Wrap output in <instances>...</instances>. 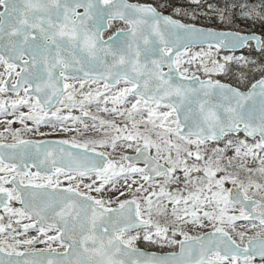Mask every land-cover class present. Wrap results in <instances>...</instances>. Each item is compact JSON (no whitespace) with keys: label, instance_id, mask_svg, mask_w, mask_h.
Masks as SVG:
<instances>
[{"label":"snow or ice","instance_id":"6c2138e0","mask_svg":"<svg viewBox=\"0 0 264 264\" xmlns=\"http://www.w3.org/2000/svg\"><path fill=\"white\" fill-rule=\"evenodd\" d=\"M191 3L199 6L200 0ZM169 7V0L155 5L130 0H0V94L15 95L0 98V112L9 115L10 106L11 115L23 125L12 130L13 120L0 121L15 141L0 143V149L19 150L0 152V209L5 214L0 215V234L9 229L15 233L11 242L0 239V253L5 254L0 264H45L36 258L45 253L51 257L46 264H254L256 257L264 264V64L234 56L209 61L211 51L192 53L189 47L199 41L218 51L254 40L264 50V39L197 28L166 14ZM241 8L245 18L264 21V13ZM174 13L188 15L178 7ZM218 16L221 22H232L224 11ZM191 18H196L194 13ZM197 60L208 79L183 67ZM233 61L240 66L238 83L253 71L260 73L247 91L211 78L231 74ZM86 85L96 88L84 91ZM93 102L97 112L122 117L123 126L89 111ZM57 104L69 115H61ZM21 107L28 111H19ZM73 109L98 121L91 130H103V138L80 142L73 137L54 147L52 142L21 138L22 130L33 131L26 121L38 131L50 117L79 122L88 131L87 123L70 115ZM61 131L82 134L78 128ZM240 132L246 139L234 135ZM118 142L134 149L135 156L121 155L117 161L107 151H96L97 146L116 151ZM65 145L84 151L73 153ZM141 159L143 167L137 166ZM136 174L144 183H129ZM61 177L69 181L67 187L61 186ZM84 178L90 182L83 183ZM121 179L131 199L91 195L107 185L115 189ZM137 193H146L143 203ZM209 207L211 211L204 210ZM239 220H258L259 230L248 235L258 225L238 230ZM187 224L211 231L190 235L181 227ZM30 229L38 236L17 238ZM140 239L161 246L178 244L179 252L147 254L136 247ZM37 242L48 247H31ZM53 242L63 251L53 248Z\"/></svg>","mask_w":264,"mask_h":264},{"label":"rangeland","instance_id":"374dc122","mask_svg":"<svg viewBox=\"0 0 264 264\" xmlns=\"http://www.w3.org/2000/svg\"><path fill=\"white\" fill-rule=\"evenodd\" d=\"M171 15H173V18L180 19L182 22L186 23V21L181 18L182 15H176L174 12ZM218 30H221V29H218ZM228 31H231V30H228ZM248 33H254V32H248ZM251 47H253V46H251ZM218 51H220L221 54ZM218 51H216V53L218 54L217 56H216V53H214V55H211L207 59L209 61L211 59H216V60H218L220 62H223V57L224 56H234V57H244V58H246L248 60V58L244 54H232V53L228 54V53H224L221 50H218ZM190 52L196 53V51H192V49H190ZM187 59H188V57H185V60H187ZM260 65H262V64H260ZM183 67L188 69L189 74L195 73V75H197L198 77H201L203 79H208L209 78L203 72L202 68L200 67V61L199 60H197L196 62L192 63L191 65L185 63L183 65ZM209 67H211L210 63H209ZM230 67L233 70L232 73H231L232 78L236 80L237 77L239 76V72L237 70H238V68L240 66L238 64H236L235 61H233L231 63V65H230ZM2 71H3V67L0 66V72H2ZM221 76H224V75H215L214 74L211 78L212 79H218ZM220 81L222 82V80H220ZM76 87L79 88V85L77 84ZM89 88L95 89L96 85H90V86L86 85L84 91H88ZM113 91H115V89H113ZM21 95H23V93H21ZM0 98H2V99L15 98V95L11 94V93L0 94ZM105 106L108 107V108L113 107V105L111 103H109L107 105H104L102 103L100 104V107H105ZM127 106H130V105H123V106L118 105L117 107H127ZM56 107H61L62 108L61 115H69L68 109L63 108L62 105L58 104ZM88 109L92 113L99 115L102 119H106V120L116 119L117 123L121 127L123 126V118L122 117L114 116V114H111V113L97 112L96 102H93L91 105H89ZM12 111L13 110L9 106V108H8L9 115L5 116L2 112H0V121L11 119V120L14 121L12 123V125H11V129L12 130H15L17 128L23 129V125H21L19 122H17L15 120V117L13 115H11ZM19 111L27 112L28 109L26 107H21V108H19ZM19 111L16 112V115L19 114ZM70 115L80 117L81 120H83L84 123H87L90 126L89 130L85 131L83 129V125L80 124L79 122H73L70 119L67 120V121H57L55 118H51L50 117L45 122L41 123V125L39 126L38 131L36 130V125L32 121H26L28 126L30 128H32L33 131L25 132V131L22 130L21 133H20V136H21L22 139L34 140V141L35 140H40V141L58 140V141H60V140H64V139H69L70 140L73 137H75L78 141L83 142L84 140H87V139H101V138H103V130H101L100 132H96V131L91 130V125L93 123H96L97 125H99L98 121H95V122L92 121L91 117H83L81 112L78 109H73L71 111ZM6 126H7L6 124L0 123V133H3V137H0V143H15L11 132H6L4 130ZM62 127H69V128H73V129H77L78 128V129H80V133H82V134H78L75 131H73V132H63V131H61ZM141 130L143 131V127H141ZM40 133H44V135H40ZM236 137L238 139H241V140L246 139L244 136H241V135H238ZM153 138L155 139V135L154 134H153ZM247 142L248 143H252L253 141H249L247 139ZM121 143H123V142H118V147H117L116 151H113L110 147L102 148V147H99V146L96 147V151L97 152L107 151V152H109L111 154L112 158L114 160H117V161H119L121 155H125V154L129 155V156L135 155L134 149H128V148H126V146L125 147H120L119 145ZM220 146H222V144ZM150 151H151L152 155H155V149H151ZM229 154L231 155V153H229ZM261 154L264 155V153H261ZM161 163H163V161H161ZM249 164H250V166H259L258 165V161L255 162V164H253L251 161H249ZM137 166L143 167L144 164H137ZM177 174L182 177V173L178 172ZM0 175H2V173H0ZM60 179L62 181V185L61 186L62 187H67L68 184H69V181L67 179H65L64 177H61ZM132 179L138 180L139 183H144L142 180H140L138 174L130 175L129 183H131ZM241 179H245L246 180L245 174H243V173L241 174ZM257 179H258V177H257ZM89 182L90 181L87 178H84L83 183H89ZM260 182H264V181H260ZM83 183H81V185H80L81 190L82 191H86V189L83 188ZM138 186H139V184L133 185V191ZM144 186L148 187L147 184H145ZM226 186L227 187H231V184H227ZM6 187H11V185H6ZM170 187L174 189L177 186L176 185H171ZM180 187L182 188L183 186L180 185ZM121 191L125 192L124 196L120 195ZM184 194L186 195L187 193H184ZM91 195L96 196L97 198H103L105 200L111 199L113 201H115L116 199L123 200V199H131L132 198V193H129L127 191L126 187L124 186V182H123L122 179L116 184V188L115 189H113L111 187V185H107L102 193L98 194V193L92 192ZM136 195H137V198L141 199V202L143 203L142 197H143V195H146V193H137ZM259 198H260L259 196L255 197V199H259ZM165 203H167V201H165ZM13 206L14 207H19L20 205L18 203H16V202H13ZM111 206L112 207H116V204L113 203ZM168 207H169V210H170L171 205H168ZM204 210L211 211L212 209L209 207V208H205ZM0 215H5V214L2 212ZM201 216H202V213H201ZM161 219H163V218H161ZM6 222H7V217L5 216V223ZM24 223H27V221H24ZM204 223L207 225L208 221L205 220ZM253 223L257 224L258 227H257V229L248 231V235H255V231L259 230V222H253L252 220L251 221L239 220V221H236V227H237L238 230H246V229H250L251 224H253ZM13 227H16L17 231H22V229H20L19 226L15 225V224L13 225ZM181 227H182V229L184 231H187L190 235H197L200 232H210L211 231V227L199 228V227H197L195 225H192V224L181 225ZM10 234L11 235H15V233H12L11 229H9L7 233L0 234V239L8 237L9 238V242H11ZM54 234H55L54 232H50L49 233V235H54ZM35 236H38L37 230L36 229H30L25 235L18 236L17 238L24 239V238H31V237H35ZM40 239H44V237H40ZM175 239L182 240L183 237L182 236H177V237H175ZM237 240H238V237H237ZM238 242H239V240H238ZM31 247H33V248H35L37 250H40V249L47 248L48 245L45 244V243L37 242L36 244L32 245ZM52 247L53 248H57L58 252H62L63 251V249L59 248L58 243L53 242L52 243ZM136 247L143 248V249H146L148 251H154V252H160V253L178 252V249H179V245L178 244L169 245L167 242H163V246H161V243H155L154 244V243H150V242L144 241L143 239H140V240H138L136 242ZM18 250L19 251H23L24 249L20 248ZM254 264H260V262L254 261Z\"/></svg>","mask_w":264,"mask_h":264},{"label":"trees","instance_id":"16d2710c","mask_svg":"<svg viewBox=\"0 0 264 264\" xmlns=\"http://www.w3.org/2000/svg\"><path fill=\"white\" fill-rule=\"evenodd\" d=\"M131 2L152 3L156 4L160 0H130ZM169 7L166 14H173L174 8H181L182 12H187L188 15L181 14V18L188 24L211 27L221 30H233L241 33L254 32L262 36L264 39V21L253 18H245L242 15V5H246L248 9H255L257 12L264 13V0H200L199 6L192 4L190 0H169ZM219 11H224L226 15H231L232 22H221L218 16ZM195 14V19H192V14ZM253 46V47H251ZM196 52H209L211 55L216 53V48L209 50L192 49ZM220 54L221 52L218 51ZM242 54H244L249 61H254L256 66L264 64V50H257L254 44H251ZM218 54L216 53V56ZM220 57V56H219ZM260 78V73L251 72L248 78L243 83H238L237 79H233L232 75H224L219 77L223 83L232 84L234 87H240L241 90H248L252 83H255ZM91 109V108H90Z\"/></svg>","mask_w":264,"mask_h":264},{"label":"water","instance_id":"95a60500","mask_svg":"<svg viewBox=\"0 0 264 264\" xmlns=\"http://www.w3.org/2000/svg\"><path fill=\"white\" fill-rule=\"evenodd\" d=\"M131 2V1H130ZM182 22V21H181ZM184 23V22H183ZM197 28H205V29H213L215 31H218V32H237V31H228V30H218V29H214V28H211V27H206V26H200V25H195ZM240 33V32H239ZM242 36H250V35H257V36H260L261 39H262V36L257 34V33H240ZM213 45H215V41H212ZM251 44H254L255 48L257 50H261V49H258L257 48V45H256V42L253 40V41H248L247 44L241 46V47H237V48H233V49H229V48H220L219 50L223 51L224 53H232V54H241L242 52H244ZM190 49H204V48H208V44L207 43H201L199 41H195L193 43H191L189 45ZM213 48H215V46H213ZM167 71V69H165ZM200 79L202 80H206V79H203L201 77H199ZM234 87V86H233ZM243 91H247V90H243ZM11 93V92H9ZM57 106V105H56ZM54 110V109H53ZM234 135H243L245 137V134L243 132H240V133H237V134H234ZM246 138V137H245ZM248 140L252 141V138L251 137H248L247 138ZM46 142H52L50 146L54 147L56 142H58V140H46ZM10 144V143H8ZM66 149L72 151L73 153H79V152H83L84 150L83 149H75V148H72L71 145H65L64 146ZM14 151H19L18 149H0V152H5V153H8V152H14ZM34 151V150H33ZM151 153V151H150ZM91 155V154H89ZM131 156H135V155H131ZM138 164H143V160L141 159V161L138 163ZM32 171H36L37 169L35 168H32L31 169ZM3 210L0 209V213H2ZM253 222H259L258 220H252ZM141 251L147 253V254H152V253H155L157 256H166L167 254L169 253H160V252H154V251H148L146 249H141L139 248ZM178 252H179V249H178ZM177 252V253H178ZM5 254L4 253H0V257H4ZM29 259H32L33 257H27ZM37 259H44L45 260V264H46V259L47 258H51L47 253H45L44 257H36ZM256 261H259L260 262V258L259 257H256L255 259Z\"/></svg>","mask_w":264,"mask_h":264},{"label":"flooded vegetation","instance_id":"af4514ba","mask_svg":"<svg viewBox=\"0 0 264 264\" xmlns=\"http://www.w3.org/2000/svg\"><path fill=\"white\" fill-rule=\"evenodd\" d=\"M70 82V81H69ZM12 94V93H11ZM256 261V260H255ZM259 262V261H258Z\"/></svg>","mask_w":264,"mask_h":264}]
</instances>
